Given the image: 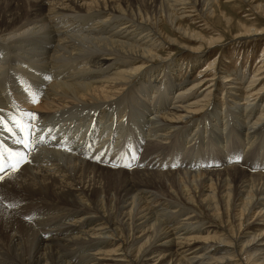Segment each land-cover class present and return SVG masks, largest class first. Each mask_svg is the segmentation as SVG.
Instances as JSON below:
<instances>
[{"label":"bare ground","instance_id":"1","mask_svg":"<svg viewBox=\"0 0 264 264\" xmlns=\"http://www.w3.org/2000/svg\"><path fill=\"white\" fill-rule=\"evenodd\" d=\"M5 1V167L29 151L14 121L42 142L0 183V264H264V65L226 75L208 54L190 82L160 53L165 40L218 48L182 19L215 20L221 0ZM240 25L237 40L264 35Z\"/></svg>","mask_w":264,"mask_h":264},{"label":"rangeland","instance_id":"2","mask_svg":"<svg viewBox=\"0 0 264 264\" xmlns=\"http://www.w3.org/2000/svg\"><path fill=\"white\" fill-rule=\"evenodd\" d=\"M26 0H6L5 1V8H8L10 4L18 3V4H25ZM143 1V0H140ZM228 0H221L220 4L221 7H216V19L212 20V18H204L198 15V13H194L192 9H188V13L185 16L184 19H182V22L184 26H192L196 32L200 33L201 36L206 41H210L212 39H218V42H221V45L216 47V49H213V52L211 50H206V46L203 45V49L206 51L197 52V47H200L203 43L198 42H184L178 40L180 43H184L186 45L183 46H172L169 47L170 43L168 40H165L166 47L164 50H162L161 56L163 59H166V63L170 64H178L182 63L184 65V70L182 73V77L189 78V81L192 82V80H196L198 78L199 73L201 70L203 71V64H200L197 66L194 70H186V66L191 63V61L195 58H200L208 54H212V59L220 58L222 61V67L223 71H225L226 75L228 74H238L242 72L245 68H247V71L250 69L252 72H256L261 66H263V51H264V35H256L255 37L251 38H244L243 40H237L236 33L239 31L238 26L240 24H243L249 27L256 26L258 29L262 30L264 29V14L260 11V6L264 5V0H232V2H227ZM234 1V2H233ZM3 7V8H4ZM219 12V13H218ZM226 14V15H225ZM222 15L227 16L232 20V26L234 30L232 34L228 35L227 28L228 25L226 24V21L222 19ZM253 24V25H252ZM241 26V25H240ZM239 26V27H240ZM164 29L169 32H173V29L169 27V25L166 23L164 26ZM231 31V30H230ZM177 38V37H176ZM237 40V41H236ZM245 40V41H244ZM260 42V43H259ZM208 58V57H207ZM262 59V60H261ZM261 63V64H259ZM260 66V67H259ZM258 67V68H257ZM256 68V69H255ZM205 70V68H204ZM228 72V73H227ZM251 73V72H250ZM252 74V73H251ZM222 91H218L217 95L214 98V106L215 103H218L221 101L222 98ZM132 117L129 118V125L136 127L135 124L132 123ZM0 119V123L4 124V122ZM195 127L193 126L190 130V133H193L195 131ZM115 139L118 138V136H114ZM111 139V138H110ZM102 141V140H101ZM117 147V146H115ZM229 150V147L225 149V152ZM246 149H243V152H245ZM112 152V150H110ZM139 152H144V149L140 148ZM264 152V151H262ZM215 153H217V148H215ZM199 156V155H198ZM200 157L204 159L203 155L200 154ZM168 161L170 163H173L172 159H174V154L169 157ZM173 167V166H169ZM106 173V172H105ZM14 174V173H13ZM10 176V175H9ZM9 176L5 177L8 178ZM107 176V177H106ZM108 176H111L110 174H105V181L103 183H106V186L108 187V184H113L114 180L112 178H109ZM3 178L0 183L3 182L5 179ZM123 178V175H122ZM118 184L119 180L116 177H113ZM13 179L8 180V182L5 184V189L10 188L13 192H16L14 190L15 185H13ZM110 182V183H109ZM4 189V190H5ZM3 190V191H4ZM0 194H4L0 189ZM18 196L22 195L19 192L16 193ZM2 196H0V201ZM28 220H25L27 222Z\"/></svg>","mask_w":264,"mask_h":264},{"label":"snow or ice","instance_id":"3","mask_svg":"<svg viewBox=\"0 0 264 264\" xmlns=\"http://www.w3.org/2000/svg\"><path fill=\"white\" fill-rule=\"evenodd\" d=\"M32 103L38 104L39 103V97L36 94H32ZM26 115L29 118V121L37 120L38 117L35 115V113L29 112L26 113ZM14 123L17 124V127L20 128V131L23 133V139L18 140V143L23 144L24 148L29 150L28 153L25 152H17L12 153L9 151L7 159L9 160V167L12 170H18L19 167L24 163H29L28 154L30 151L34 148V144L37 140H40L42 142V137H38L35 135L34 128L35 125L32 123L24 124L21 121H14ZM66 151H70V149H65ZM5 160V156L2 152H0V172L4 171L3 168V161ZM14 161V162H13Z\"/></svg>","mask_w":264,"mask_h":264}]
</instances>
